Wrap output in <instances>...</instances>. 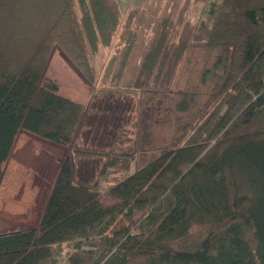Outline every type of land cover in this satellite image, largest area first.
Returning <instances> with one entry per match:
<instances>
[{
  "label": "trees",
  "instance_id": "obj_1",
  "mask_svg": "<svg viewBox=\"0 0 264 264\" xmlns=\"http://www.w3.org/2000/svg\"><path fill=\"white\" fill-rule=\"evenodd\" d=\"M208 1L185 0L179 17L163 0L136 23L131 14L109 62L122 91L157 99L195 47L215 56L206 98L180 95L181 137L117 154L77 144L91 106L45 75L58 48L97 82L94 56L120 27L116 0H0V184L20 131L70 145L39 227L0 234V264H51L65 250L70 264H264V0L213 1L210 22L192 25L190 4ZM77 155L104 158L96 181H78Z\"/></svg>",
  "mask_w": 264,
  "mask_h": 264
},
{
  "label": "rangeland",
  "instance_id": "obj_2",
  "mask_svg": "<svg viewBox=\"0 0 264 264\" xmlns=\"http://www.w3.org/2000/svg\"><path fill=\"white\" fill-rule=\"evenodd\" d=\"M158 1L116 0L122 15L120 27L114 44L110 48L99 49L94 56L98 73V80L94 85L83 78L61 50H54L45 75L57 81L59 94L91 106L88 122H85L76 140L79 146L101 148L107 153L146 151L152 154L159 148L172 145L183 134L182 128L189 115L177 109L182 98L180 95L190 92L202 99L206 98L208 86L202 82V74L212 64L215 52L199 46L186 56L169 91L157 99H148L147 93L140 87L136 91L135 88L128 87L133 91L126 93L122 91L123 84L114 86V69L111 70L109 62L116 55L117 48H125L120 35L128 31L127 25L131 29L130 25L133 26L139 20L142 12H147L148 9L144 8ZM213 1L216 0L190 4L185 13L187 20L194 26L201 21L210 22V4ZM163 4L168 11L178 4L175 15L179 17L182 14L179 9L185 5V0H163ZM132 13H136L133 23L129 20ZM143 16L146 19L148 14ZM151 36L152 33L148 32L147 39L142 41L147 43ZM136 52L133 53V59L138 55ZM108 70L111 71L110 75L105 74ZM95 92H98L97 97L94 96ZM195 110L197 106H192V111ZM69 151L70 145L63 142L45 140L23 130L19 132L13 151L3 165L0 234L39 227L47 199ZM75 161L78 181L92 183L99 175L104 158L77 155ZM114 172L111 170L107 173L110 181L106 180L101 184L103 192L113 183L111 178ZM72 252L65 250L62 254H57L51 264H70Z\"/></svg>",
  "mask_w": 264,
  "mask_h": 264
}]
</instances>
